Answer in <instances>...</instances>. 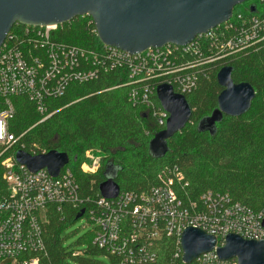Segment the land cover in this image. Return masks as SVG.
<instances>
[{
	"label": "built area",
	"instance_id": "built-area-1",
	"mask_svg": "<svg viewBox=\"0 0 264 264\" xmlns=\"http://www.w3.org/2000/svg\"><path fill=\"white\" fill-rule=\"evenodd\" d=\"M257 2V15L233 12L228 21L187 46L165 45L138 55L104 45L95 51L57 43L52 33L58 26L22 25L18 32L9 31L0 46V166L7 189L0 200V264H43L48 259L43 236L50 209L60 214L70 208L81 210L80 218L86 217L95 233L92 245L115 258L116 264H157L164 238L175 241L169 264H185L180 239L188 227L213 235L217 246H223L229 234L264 240V208L254 211L227 193L210 190L192 198L177 167L146 192L119 191L115 198L104 199L100 194L85 195L66 166L53 177L46 169L31 173L18 164L17 151L27 152L21 143L25 132L18 136L9 132L15 112L12 98L32 102L41 123L51 116L48 101L64 96L71 84L88 83L118 70L129 84L153 81L168 84L183 96L190 94L197 83L195 69L264 41V0ZM156 88H147L140 96L132 90L130 100L151 107L158 126L165 128L168 114L151 101ZM99 166V159L86 151L82 173L94 174ZM193 263L238 264L236 259L220 260L215 249Z\"/></svg>",
	"mask_w": 264,
	"mask_h": 264
},
{
	"label": "trees",
	"instance_id": "trees-1",
	"mask_svg": "<svg viewBox=\"0 0 264 264\" xmlns=\"http://www.w3.org/2000/svg\"><path fill=\"white\" fill-rule=\"evenodd\" d=\"M250 7H254L253 12ZM258 9L257 0H251L233 12L250 17L257 15ZM22 28L15 24L10 33ZM52 40L86 50L104 49L88 16L58 26ZM224 66L232 68L235 83L252 86L255 98L243 116H223L213 133L200 131L199 122L217 107V96L222 89L216 75ZM195 73L196 87L185 96L192 109L191 119L167 140L168 151L159 159L150 156L148 144L164 128L158 126L151 107L130 100L132 90L140 96L145 89L154 90L158 84L153 81L129 84L121 70L88 83L71 84L64 96L48 101V111L52 114L41 123L32 102L25 97L12 98L15 112L9 132L15 136L25 132L21 143L27 152L33 149L66 153L69 157L66 168L71 170L85 195H99L98 187L104 181L108 163L118 168L115 182L121 192H146L172 167H177L188 182L187 191L192 198L209 190L227 193L234 202L259 211L264 208V41L226 59L204 64ZM151 101L157 109L156 96ZM94 150L103 154L102 164L94 174H84L80 170L84 153ZM2 173L0 166V200L7 195ZM80 215L79 209H66L63 214L50 209L43 236L48 259L43 264H67L60 234ZM94 234L92 228L87 250H81L76 259L81 264H105L98 260L103 255L116 264L115 258L92 245ZM174 245L173 238L161 241L157 264H169Z\"/></svg>",
	"mask_w": 264,
	"mask_h": 264
},
{
	"label": "water",
	"instance_id": "water-1",
	"mask_svg": "<svg viewBox=\"0 0 264 264\" xmlns=\"http://www.w3.org/2000/svg\"><path fill=\"white\" fill-rule=\"evenodd\" d=\"M251 0H0V46L15 24L31 27L60 26L76 17L88 16L96 36L104 46L114 47L129 55L165 45L180 47L190 44L198 35L228 21L234 9ZM251 12L254 7H250ZM216 81L222 89L217 107L198 124L200 131L213 133L223 116L237 118L246 114L255 98L249 83H235L232 68L222 67ZM156 99L168 114L165 128L149 142L148 151L154 159L168 151L167 140L179 133L192 116L185 96L175 93L172 86L160 84ZM15 160L31 173L46 169L56 177L69 163L66 153L50 150L31 155L17 151ZM118 168L108 163L99 194L104 199L115 198L120 189L115 182ZM264 225V222H263ZM185 264L215 249L220 260L236 259L238 264H264V240H246L229 234L223 246L217 239L197 228H186L180 239Z\"/></svg>",
	"mask_w": 264,
	"mask_h": 264
},
{
	"label": "rangeland",
	"instance_id": "rangeland-1",
	"mask_svg": "<svg viewBox=\"0 0 264 264\" xmlns=\"http://www.w3.org/2000/svg\"><path fill=\"white\" fill-rule=\"evenodd\" d=\"M52 114V113H51ZM85 154V153H84ZM93 158L99 159V165L102 164L103 154L98 151L94 150L91 152ZM82 158V157H81ZM84 158V156H83ZM88 163L91 160H86ZM92 231V226L90 222H88L86 217H82L75 222L68 224L64 230L60 234L61 238V245L63 250L66 253V263L67 264H81L80 260L76 259V257L72 256L75 252H81V250H87L88 244V234ZM98 260L105 264H112L111 260L106 256H99Z\"/></svg>",
	"mask_w": 264,
	"mask_h": 264
}]
</instances>
